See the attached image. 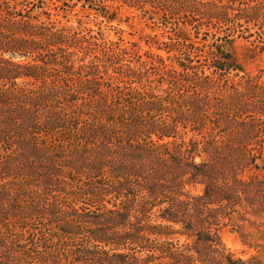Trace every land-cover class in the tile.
<instances>
[{"label":"trees","instance_id":"16d2710c","mask_svg":"<svg viewBox=\"0 0 264 264\" xmlns=\"http://www.w3.org/2000/svg\"><path fill=\"white\" fill-rule=\"evenodd\" d=\"M79 4L161 38L52 18ZM237 39L264 53V0H0V264H264L220 234L264 225V65Z\"/></svg>","mask_w":264,"mask_h":264},{"label":"rangeland","instance_id":"374dc122","mask_svg":"<svg viewBox=\"0 0 264 264\" xmlns=\"http://www.w3.org/2000/svg\"><path fill=\"white\" fill-rule=\"evenodd\" d=\"M52 18L74 26L82 21V25L95 32L101 31L110 39H116L121 34L125 40L133 41L148 34L159 33L160 36L162 31L155 29L152 22L142 16L139 11L129 8L121 10L114 19L109 20L102 15H96L88 8L83 9L79 4L72 10H60L59 15ZM229 48L237 55L246 70L264 65V53H255L249 42L244 39H237ZM220 234L226 248L237 257L247 259L255 256L264 261V225L259 218L250 213H245L243 216L235 215L228 220V224L222 228ZM242 239H246L251 246L243 243Z\"/></svg>","mask_w":264,"mask_h":264}]
</instances>
